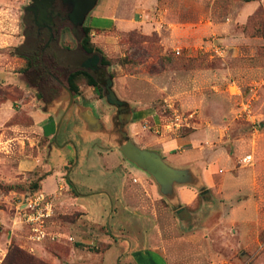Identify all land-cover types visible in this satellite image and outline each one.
I'll use <instances>...</instances> for the list:
<instances>
[{
	"label": "rangeland",
	"instance_id": "rangeland-1",
	"mask_svg": "<svg viewBox=\"0 0 264 264\" xmlns=\"http://www.w3.org/2000/svg\"><path fill=\"white\" fill-rule=\"evenodd\" d=\"M28 4L0 0V264H136L133 252L147 249L167 264H264V0H256L253 10L243 3L180 0L171 17L178 28L162 27L148 37L115 34L104 46H94L95 54L108 61L103 68L116 96L133 114L126 131L137 143L153 147L156 140L191 135L209 148L210 158L220 152L229 157L228 165L214 163L223 172L214 177L221 193L201 199L199 189L192 206L164 197L116 143L107 149L117 153L112 168H103L94 156L97 141L88 143L81 160L75 147L67 180L74 187L56 193L39 191L36 170H20L32 161L45 163L48 153V140L34 129L27 107L38 90L32 80L38 73L47 75L31 68L27 61L35 56L22 46L29 31L23 22ZM208 20L218 29L206 34ZM176 28L182 35L174 34ZM80 35V28L75 31L65 21L59 47H79ZM57 77L64 81L65 73ZM58 89L54 84L48 96ZM96 114L105 119L106 130L113 129L112 116L102 108ZM187 149L174 148V155L163 159L181 168L195 153L183 152ZM248 154L253 162L244 166L241 160ZM208 160L204 155L200 164L208 167ZM248 171L247 179H254L249 188L244 177L239 184L222 181ZM236 187L246 193L253 187L255 194L235 195ZM131 188L128 198L123 191ZM75 194H90L81 199L90 220L81 217L84 211L77 205L60 200ZM40 195L51 200V215L41 218V229L56 236L54 241L36 240L33 229L39 222L29 220L36 212L45 214L43 203L34 207ZM74 224L80 228L71 231Z\"/></svg>",
	"mask_w": 264,
	"mask_h": 264
},
{
	"label": "crops",
	"instance_id": "crops-1",
	"mask_svg": "<svg viewBox=\"0 0 264 264\" xmlns=\"http://www.w3.org/2000/svg\"><path fill=\"white\" fill-rule=\"evenodd\" d=\"M212 1L243 3L248 6L250 10H253L256 6V0ZM178 2H180V0H98L95 8L87 16L84 26L91 29V43L93 46L98 47L104 46L108 37H113L115 34L137 32L144 37H148L153 33L159 32L158 30L162 27L168 26L170 28H178L180 24L175 20H171V17L175 15V8ZM206 23L207 24L203 27L206 34L213 33L218 29V26L215 25L214 21L210 22L208 20ZM177 28L174 31V34L176 35L180 33V35H182L181 31ZM170 40L171 39H168V41ZM168 41H162V43H167ZM76 85L78 86V93L74 95L73 104L71 106L69 94L65 87L58 89L57 94L52 97L48 96L46 92L38 89L35 97L36 100L33 99L27 104L29 116L33 120L34 129L39 132L43 138L48 140V153L45 163L39 160L38 163L32 161L30 165H27L26 163L20 165V170H36L37 174L33 173V177L39 179V191L46 194L56 193L60 189L65 190L68 185L74 187V183H68L67 180L70 170L72 169L74 151L77 146L80 147L78 155L79 160H81V156L84 158L86 155L85 149H87L88 143L97 141L98 143L96 144L95 142L91 150L93 151L94 156L101 161L100 165L103 168H112L114 162V164H117L116 160L113 159L115 155H112L117 153L113 149L107 150L114 144L116 136L115 132H113V130L105 129V119L96 114V109L102 108L103 111L108 113V117H113L116 112L112 111L113 107L107 104L104 94H102L98 87L88 85L84 78H79ZM89 111L92 112L93 117L97 120L96 124L88 125L86 123L85 120L87 119ZM132 117L133 114H131V119ZM129 124L130 122L127 126ZM127 131L129 139L134 144L140 148L158 152L162 159L163 157L166 158L174 155L172 150L179 146L188 148L187 150H183L185 153L190 151L195 152L193 153V156H187L182 161L181 168H176L189 170L195 178V184L175 185L174 199H179L185 206H192L199 198V189H202L201 194H204L200 195V197L202 196L201 199H203L204 196H207L206 194L210 192L212 195L216 192L221 193V186L216 190L214 177L217 174H223V172L218 170V166L214 163L218 162L228 165L229 157L224 153L220 152L217 153V155L213 154L212 158H210L209 148L206 149L203 145L201 146L199 143L200 139L193 138L191 135L176 137L170 140H156L153 147L144 146L137 143L136 140L132 138L129 129ZM204 155L207 159L209 158L208 167L200 164V159ZM248 155L253 157L251 154ZM246 156L242 158L241 162L244 166L251 165L253 159L249 162L245 161ZM248 175L249 171L245 173V175H240L237 179L233 177V179L222 177V181L224 183L231 181L239 184L244 177L243 180H245L244 182L249 188V186H254V184L251 183L252 185H247V183L251 181V179H247ZM135 182H137V180ZM251 182H254V179ZM249 190L251 193L255 194L253 187ZM130 191H132V188L127 190L126 193L123 191V194H126L129 198L131 197ZM241 191L242 189L239 190V188H237L233 193L236 195L240 194ZM89 193L91 194L93 191L90 190ZM251 193H246L244 191L242 194L247 196V194ZM90 194H75L73 199L60 200L62 203L65 202L71 205H77L80 211H84L81 217L85 216L90 220L91 216L90 212H88V207L83 204V201H81V199ZM225 195L226 197H229L228 199H232L228 194ZM78 227V224L72 225L71 231L76 230ZM131 258L135 260L136 264H156L158 263L157 261L162 262V264H167L160 255H157L156 251L151 249H147L146 251H134Z\"/></svg>",
	"mask_w": 264,
	"mask_h": 264
},
{
	"label": "water",
	"instance_id": "water-1",
	"mask_svg": "<svg viewBox=\"0 0 264 264\" xmlns=\"http://www.w3.org/2000/svg\"><path fill=\"white\" fill-rule=\"evenodd\" d=\"M33 1V0H32ZM55 0H43L44 5L50 6ZM68 9L66 15L67 21L77 28L84 26L85 20L90 12L95 8L98 0H60ZM48 3V4H47ZM45 11H42V17L45 21L50 22L49 18L44 17ZM37 25L39 23H36ZM39 26V25H38ZM100 57L94 54L88 58L81 67L93 74H99L101 79H96L97 83L103 87L104 97L107 104L116 110V114L111 118L113 132H115L114 143L118 146L123 157L134 164L137 168L150 175L159 187L160 193L167 199H174V186L195 184V178L187 169H176L167 165L161 155L152 150L140 148L134 144L128 137L126 126L131 120V114L127 111L128 105L116 96L113 90V80L111 77L105 78L104 72H100ZM69 94L70 106L73 104V93L66 89ZM88 125L96 124V119L92 112H88L85 120Z\"/></svg>",
	"mask_w": 264,
	"mask_h": 264
},
{
	"label": "flooded vegetation",
	"instance_id": "flooded-vegetation-1",
	"mask_svg": "<svg viewBox=\"0 0 264 264\" xmlns=\"http://www.w3.org/2000/svg\"><path fill=\"white\" fill-rule=\"evenodd\" d=\"M42 1L29 0L23 18L24 25L29 31L24 36L22 46L28 47L32 51V55L35 56L34 59L32 58L27 61L31 65V68H36L47 73L46 77H42L38 73L36 78L32 80V83L40 91H44L48 95L51 87L56 83H59L60 88H66L64 85L65 80L63 81L62 78L57 77V73H65L66 79V76L70 72L85 70L81 67V64L85 63L88 58H92L95 53L91 55L85 54L80 44L79 47L70 50L59 47L57 36L62 28V24L67 21L66 15L68 9L60 0L53 1L50 6L44 5ZM42 11H45L44 17L49 18L50 22L43 19ZM36 23H39V26ZM71 27L75 31L78 30L77 27H73L72 25ZM57 52L64 56L61 59L56 58L54 53ZM99 67L101 69L100 72H104L105 78L109 77L101 64V59L99 61ZM68 69L69 72H66ZM90 73L95 77V80L101 79L99 74Z\"/></svg>",
	"mask_w": 264,
	"mask_h": 264
},
{
	"label": "trees",
	"instance_id": "trees-1",
	"mask_svg": "<svg viewBox=\"0 0 264 264\" xmlns=\"http://www.w3.org/2000/svg\"><path fill=\"white\" fill-rule=\"evenodd\" d=\"M90 30H91L90 28L83 26L81 28V35L79 37L80 47L83 50V52L87 55L94 54L96 50L93 44L91 43ZM74 34L78 35L75 32ZM100 59H101V64L103 66L108 65V61L103 59V57L102 58L100 57ZM79 78H84L88 85L98 87V89L102 92V94H104V90L97 83V81L95 80V77L90 72L85 71V70H76V71L70 72L66 76L65 83H64V85L66 86V89L71 91L73 95H76L78 93V86L76 85V82Z\"/></svg>",
	"mask_w": 264,
	"mask_h": 264
},
{
	"label": "built area",
	"instance_id": "built-area-1",
	"mask_svg": "<svg viewBox=\"0 0 264 264\" xmlns=\"http://www.w3.org/2000/svg\"><path fill=\"white\" fill-rule=\"evenodd\" d=\"M174 53H175V55L176 56H180L181 55V49H179V48H177V49H175L174 50ZM244 107L245 108H248V105H244ZM245 108H244V111H245ZM178 128V127H177ZM252 160V157L251 156H249V155H247L246 157H245V161H251ZM136 180H134V182H135ZM38 199H35L34 201H35V203H34V207H38L39 206V204L38 203H43L44 204V206H45V214H43V213H39L38 214V212H36V214H37V216L35 217V218H33L35 215H32V217H30L29 218V220L32 222V220L33 219H35L37 222H39V224H38V227L37 228H35V229H33V231L36 233V240H38V241H41V240H44V239H46L47 237H49V239H51L52 241H54L55 240V238H56V236H54V235H47V234H45L43 231H42V229H41V227H42V224H43V221H41V218H47L48 216H50L51 214V211H52V206H51V200H49V199H44V197H43V195H40V196H38L37 197ZM29 206H31V205H29Z\"/></svg>",
	"mask_w": 264,
	"mask_h": 264
}]
</instances>
